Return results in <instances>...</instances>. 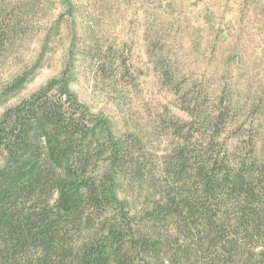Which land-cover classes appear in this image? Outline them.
Listing matches in <instances>:
<instances>
[{"label": "trees", "instance_id": "trees-1", "mask_svg": "<svg viewBox=\"0 0 264 264\" xmlns=\"http://www.w3.org/2000/svg\"><path fill=\"white\" fill-rule=\"evenodd\" d=\"M180 93L189 120L172 124L159 196L135 212L118 190L148 178L143 142L116 137L66 76L9 109L0 120V264H264V157L252 138L250 151L230 146L244 131L231 107L203 112Z\"/></svg>", "mask_w": 264, "mask_h": 264}, {"label": "rangeland", "instance_id": "rangeland-1", "mask_svg": "<svg viewBox=\"0 0 264 264\" xmlns=\"http://www.w3.org/2000/svg\"><path fill=\"white\" fill-rule=\"evenodd\" d=\"M0 23V120L66 76L116 137L143 142L148 178L118 190L134 212L159 196L170 128L189 120L181 90L203 112L231 107L244 131L230 146L252 138L264 157V0H0Z\"/></svg>", "mask_w": 264, "mask_h": 264}]
</instances>
